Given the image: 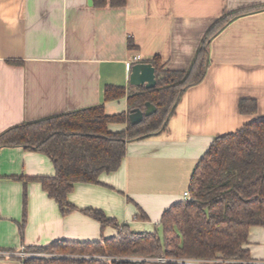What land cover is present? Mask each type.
I'll use <instances>...</instances> for the list:
<instances>
[{
  "label": "crops",
  "instance_id": "crops-1",
  "mask_svg": "<svg viewBox=\"0 0 264 264\" xmlns=\"http://www.w3.org/2000/svg\"><path fill=\"white\" fill-rule=\"evenodd\" d=\"M254 5L263 7L211 39L206 77L186 90L164 130L129 141L120 167L102 172L100 182L74 184L68 199L75 210L64 214L39 181L11 177L54 175L49 155L0 149V264H20L23 247L118 234L84 208L102 209L135 231L154 230L151 223L160 225L165 210L185 199L214 139L264 116V0H0V132L101 102L107 114L128 112L127 96L105 101L104 88L133 86L128 62L135 55L140 61L158 55L168 69H188L218 18ZM242 99L256 100L257 112L242 113ZM127 126L108 124L112 131ZM246 246L264 262V226L250 228Z\"/></svg>",
  "mask_w": 264,
  "mask_h": 264
},
{
  "label": "trees",
  "instance_id": "trees-1",
  "mask_svg": "<svg viewBox=\"0 0 264 264\" xmlns=\"http://www.w3.org/2000/svg\"><path fill=\"white\" fill-rule=\"evenodd\" d=\"M122 4L125 0H112ZM254 5L225 12L208 29L188 69H168L160 56L145 59L156 69L154 87H126L107 84L104 100L127 96L129 111L107 114L105 103L82 107L43 118L24 121L0 132V149L22 146L49 155L56 173L51 176L12 175V178L39 181L55 198L65 214L77 207L68 195L76 182H100L102 172L117 170L126 155L127 143L158 133L186 90L204 80L211 39L234 18L262 8ZM130 48L136 44L132 38ZM152 102L157 110L137 124L129 121L135 107L146 109ZM240 110L257 112L254 99H242ZM127 128L109 129L110 122H126ZM2 175L0 174V177ZM190 199H182L165 210L160 226L152 231H135L119 224L99 208L83 211L102 226L119 229L114 237L95 241L60 239L30 249L50 253L20 257V264H187L168 258H224L231 264H264L256 261L246 246L250 228L264 226V116L258 115L234 132L217 136L199 160L191 177ZM138 217L148 219L144 211ZM25 218L21 222L23 229Z\"/></svg>",
  "mask_w": 264,
  "mask_h": 264
},
{
  "label": "water",
  "instance_id": "water-1",
  "mask_svg": "<svg viewBox=\"0 0 264 264\" xmlns=\"http://www.w3.org/2000/svg\"><path fill=\"white\" fill-rule=\"evenodd\" d=\"M129 82L133 86L154 87L157 83L156 69L150 62L138 61L131 67ZM157 110L156 106L148 101L146 109L135 107L129 112V121L131 124L140 123L145 116L153 114Z\"/></svg>",
  "mask_w": 264,
  "mask_h": 264
},
{
  "label": "built area",
  "instance_id": "built-area-1",
  "mask_svg": "<svg viewBox=\"0 0 264 264\" xmlns=\"http://www.w3.org/2000/svg\"><path fill=\"white\" fill-rule=\"evenodd\" d=\"M141 57L139 54L135 55L133 59L128 62L129 65L134 64L135 62L140 61ZM184 197L185 199L191 198V193L189 189L184 191ZM19 256L22 258H25L29 256V252H27L26 247H23L19 252ZM178 261L181 263H187V264H231L233 261L230 259H224V258H168L164 256H158L156 258H153V260L158 262H167L168 260Z\"/></svg>",
  "mask_w": 264,
  "mask_h": 264
},
{
  "label": "rangeland",
  "instance_id": "rangeland-1",
  "mask_svg": "<svg viewBox=\"0 0 264 264\" xmlns=\"http://www.w3.org/2000/svg\"><path fill=\"white\" fill-rule=\"evenodd\" d=\"M158 226V228L161 230V226L160 225H158V224H155V222L154 223H151V225H150V228H155V227H157ZM27 250V252H29V256H31V255H34V254H40V255H50V253H47V252H43V251H39V250H34V249H30V248H28V249H26ZM173 260V259H172Z\"/></svg>",
  "mask_w": 264,
  "mask_h": 264
}]
</instances>
